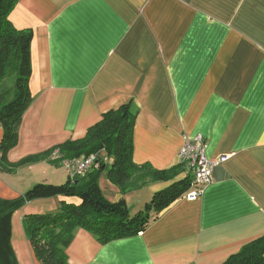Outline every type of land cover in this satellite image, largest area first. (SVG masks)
<instances>
[{"label":"crops","instance_id":"0c3cea01","mask_svg":"<svg viewBox=\"0 0 264 264\" xmlns=\"http://www.w3.org/2000/svg\"><path fill=\"white\" fill-rule=\"evenodd\" d=\"M9 19L32 33V100L8 162L80 138L103 113L130 103L133 161L181 168L170 182L123 193L108 180L112 158L100 150L101 193L132 215L188 176L179 161L185 139L200 135L208 158L226 156L197 197L184 192L136 235L101 244L76 229L69 264H222L264 235V0H18ZM2 132L0 125V141ZM68 178L63 164L46 160L0 169V198ZM61 201L78 203L36 197L12 213L8 240L17 264H40L22 217L54 211Z\"/></svg>","mask_w":264,"mask_h":264},{"label":"trees","instance_id":"16d2710c","mask_svg":"<svg viewBox=\"0 0 264 264\" xmlns=\"http://www.w3.org/2000/svg\"><path fill=\"white\" fill-rule=\"evenodd\" d=\"M18 0H0V169L14 172L18 167L43 160L54 165L100 150L112 158L106 168L110 182L126 193L148 183H163L173 180L180 167L156 169L149 163L133 161V131L137 112L130 103L120 105L102 114L88 127L85 134L37 154L28 155L16 162L6 159L7 152L17 144L18 127L23 113L31 103L29 78L31 74L30 29H18L9 19V14ZM58 156L51 158L53 152ZM99 169L90 170L84 176H71L61 184L37 183L14 199L0 198V264H17L9 244L10 218L14 211L36 197L65 195L76 197L78 203L61 201L54 211L43 214H27L22 217L24 233L29 240L35 258L40 264H69L66 249L75 230L82 228L101 243L133 236L143 231L150 220L175 199L182 196L190 185L189 177L173 182L156 191L142 211L130 214L120 203L104 198L98 185ZM93 166V165H92ZM264 235L244 244L222 264H263Z\"/></svg>","mask_w":264,"mask_h":264},{"label":"built area","instance_id":"2783aa9c","mask_svg":"<svg viewBox=\"0 0 264 264\" xmlns=\"http://www.w3.org/2000/svg\"><path fill=\"white\" fill-rule=\"evenodd\" d=\"M205 142L202 136L185 139L179 150V161L188 174L190 185L186 192L188 199L197 197L203 188L211 182L213 169L220 165L226 156L210 159L205 155ZM96 154L66 161L64 166L71 176H84L95 163Z\"/></svg>","mask_w":264,"mask_h":264},{"label":"rangeland","instance_id":"374dc122","mask_svg":"<svg viewBox=\"0 0 264 264\" xmlns=\"http://www.w3.org/2000/svg\"><path fill=\"white\" fill-rule=\"evenodd\" d=\"M154 192H155V191H153V193H154ZM153 193H152V194H153Z\"/></svg>","mask_w":264,"mask_h":264}]
</instances>
